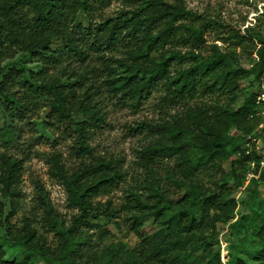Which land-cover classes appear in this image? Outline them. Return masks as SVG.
Here are the masks:
<instances>
[{
	"label": "trees",
	"instance_id": "16d2710c",
	"mask_svg": "<svg viewBox=\"0 0 264 264\" xmlns=\"http://www.w3.org/2000/svg\"><path fill=\"white\" fill-rule=\"evenodd\" d=\"M110 2L0 0V105L12 119V124L0 127V136L8 144L17 141L21 130L13 123L22 119L43 97L61 122L76 125L81 157L90 155L93 148L89 138L103 121L102 109L94 98L92 83L82 89L88 75H77L75 69L64 62L73 59L85 62L91 51L120 46L127 56L115 62L124 66L126 72L106 78L109 93L124 105L138 108L154 90L161 89L165 92L162 101L166 105H186L184 113L173 120L142 121L136 129L148 130L152 138L142 150L148 162L160 157H176L175 181L188 185L190 196L179 201L180 207L174 214L166 215L169 192L161 187L159 178H155L147 196L156 199L154 205L144 194L134 190L129 191L125 204L111 199L102 201L98 197L124 179L118 161L104 156L90 161L83 159L76 170L68 173L60 156L55 155L52 173L65 185L68 205L76 208L77 213L70 225L58 233L59 242L54 248L47 245L46 238L29 218H24L23 226L16 227L7 217L6 234L0 236V264H32L29 256L22 260L6 259L5 241L21 244L44 258L52 254L60 264H87L89 259L98 264L105 260L104 264H222L220 250L214 248L218 224L228 225L230 236L240 241L253 234V243L258 245L252 262L232 255L228 264H264V208L259 210L254 206L260 195L253 193L243 199L239 216L234 220L232 213L237 202L227 195L226 182H215L214 189L200 182L201 174L213 176L214 169H222V163L228 160L233 174L251 161H256L257 167L260 164L259 156L246 154L244 141L256 131L261 120L256 100L264 83V39L256 51V62L249 69L239 66L235 52L230 49L222 51L214 45L212 54L205 55L201 52L206 43L205 30L220 22L202 21L197 26L195 23L201 16L188 9L184 0H145L140 9L120 12L97 25L89 23L85 27L77 22L80 14L102 9ZM230 37L236 38L237 43L245 39L238 33ZM167 45L176 46L169 56H166ZM179 46L186 50L177 49ZM152 51H160V54L150 56ZM18 53L31 58L40 68L34 71L19 62H16L19 66L4 64ZM190 58L191 63L185 66ZM103 59L106 60L105 56ZM173 61L180 63L174 71ZM106 68L111 69L108 65ZM74 74L76 81L69 82ZM76 85L82 89L80 92ZM216 93L226 94L229 99L211 104L189 103ZM239 94L243 95L240 102L236 100ZM78 115L86 119L76 120ZM238 139L243 143H235ZM1 162L0 192L11 199V211L16 212L21 196L22 164L8 154L1 156ZM192 196L197 199L195 207L188 206ZM3 211L4 204L0 201V224ZM47 212L51 217L50 207ZM147 213L152 214L157 223L152 232L144 233L141 217ZM98 216L118 229L125 227L135 232L140 239L138 245L127 248L120 242L111 243L104 245L100 254L91 252L90 239L82 226ZM120 219L126 221L124 225ZM98 228L100 239L110 233L105 225Z\"/></svg>",
	"mask_w": 264,
	"mask_h": 264
},
{
	"label": "rangeland",
	"instance_id": "374dc122",
	"mask_svg": "<svg viewBox=\"0 0 264 264\" xmlns=\"http://www.w3.org/2000/svg\"><path fill=\"white\" fill-rule=\"evenodd\" d=\"M176 2V0H167ZM145 0H111L110 4L102 9L93 10L90 13H82L78 16V21L87 27L99 24L102 20L109 17H116L120 12H132L140 9ZM188 9L198 13L201 20L195 24L201 25V22L218 21L220 24L207 27L204 36L205 45L201 52L205 55L212 54L213 46L216 45L222 51L230 49L235 52L236 60L239 66L249 69L257 60V49L261 46V40L264 39V0H184ZM232 33H238L245 37L242 43H237V39L230 37ZM122 47L116 49H102L100 52L91 51L85 62L73 59L64 64L74 68L76 74L85 73L89 79L85 80L82 89L93 85L94 98L99 101L103 121L100 126L95 128L89 138V143L93 148L90 155L81 157L79 151L78 132L74 123H64L55 116L54 111L49 107L47 101L41 97L37 104L32 105L22 119L16 120L13 124L20 128L18 140L12 143H5L0 136V166L1 156L3 154L11 155L19 159L22 164L20 171V202L16 212H12L11 199L0 192V201L4 204V211L1 214L0 236L6 234V218L9 217L16 227L23 226L25 217L29 218L32 225L47 240V245L51 248L56 247L59 242L58 233L70 225L72 217L77 213V209L70 207L67 202V191L65 185L60 181L57 175L52 173V158L59 155L68 173L76 170L81 161L85 159L90 161L96 156H104L107 159L113 158L118 161V165L123 171L124 179L106 194L98 197L105 201L111 199L114 203L123 204L127 201V195L130 190L138 191L144 194L145 198L152 205L156 204L154 197L148 198L151 192V185L155 183V178H159L161 187L168 190V209L165 214L170 216L180 207L179 201L184 196L189 195L188 185H179L175 181L177 177L176 157H160L157 160L147 161L142 156V150L152 141L149 131L145 129L137 130L136 127L142 121L161 123L165 120H173L186 110L183 103L177 105H166L162 101L165 92L161 89L154 90L150 96L145 99L138 108L124 105L118 101L117 97L109 93L105 80L108 77H116L125 74V67L115 60L126 58L127 54ZM176 46L167 45L166 56H169L172 49ZM180 46L177 47V49ZM186 49H182L185 51ZM160 51H152L150 56H158ZM105 56L106 60L103 59ZM25 65L30 70H38L40 65L31 58L18 53L13 59L5 60L7 66ZM172 70L174 71L180 63L173 61ZM191 63V58L187 59L185 66ZM113 69L110 73L109 68ZM19 66V65H17ZM253 78V76H250ZM77 76H70L69 82H75ZM257 85V84H256ZM96 86H99L98 88ZM264 83L261 86L263 90ZM80 92L82 89L76 85ZM243 95L236 97L238 102ZM228 95L216 93L197 98L190 101L191 104H208L216 101H227ZM75 118L76 120L86 119L83 115ZM4 124H12V119L8 116L0 105V127ZM145 130V131H144ZM149 136V137H148ZM235 143H243L236 140ZM153 170L150 171L149 167ZM214 175L208 176L203 173L200 176V182H203L207 188L214 189L215 182L226 184V193L230 199L235 198L237 208L232 213L234 220L239 216L242 208L243 199H248L254 193L259 194V199L254 206L263 210L264 208V167L259 164L254 166L251 163L246 164L244 168L237 170L236 174L231 172V161L222 163V169H214ZM255 179L253 186L246 190L247 186ZM190 196V195H189ZM192 203L189 207H195L197 199L192 196ZM194 202V203H193ZM52 209V216L48 215V208ZM144 233L152 232L155 229L154 216L147 213L143 217ZM125 224L126 221L120 219ZM154 221V222H153ZM105 225L110 229V233L99 238L98 226ZM82 229L86 231L91 252L100 254L104 245L111 243H123L127 248H134L139 243L138 235L127 230L125 227L118 229L113 223L107 221L102 216L90 219ZM228 225L218 224L215 229L214 248L220 250V260L222 264H228L230 256H238L253 261V255L258 251V245L253 243V234L245 241H240L236 237H231L228 232ZM97 242L99 245H97ZM6 252L5 258L8 260H22L29 256L32 264H60L54 255L44 258L34 254L21 244L10 241L3 242ZM93 256V255H92ZM94 259H89L87 264H98ZM107 260L104 261L106 263ZM103 263V264H104Z\"/></svg>",
	"mask_w": 264,
	"mask_h": 264
},
{
	"label": "built area",
	"instance_id": "2783aa9c",
	"mask_svg": "<svg viewBox=\"0 0 264 264\" xmlns=\"http://www.w3.org/2000/svg\"><path fill=\"white\" fill-rule=\"evenodd\" d=\"M257 114L260 116V124L255 132L246 136L244 149L246 154H255L260 157V166L264 167V86L256 100ZM253 166L256 161L250 162Z\"/></svg>",
	"mask_w": 264,
	"mask_h": 264
}]
</instances>
